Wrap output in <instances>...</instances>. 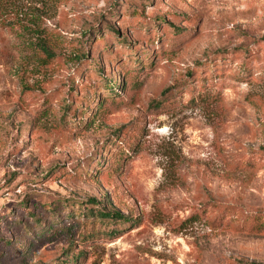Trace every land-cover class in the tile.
Masks as SVG:
<instances>
[{
    "label": "rangeland",
    "instance_id": "1",
    "mask_svg": "<svg viewBox=\"0 0 264 264\" xmlns=\"http://www.w3.org/2000/svg\"><path fill=\"white\" fill-rule=\"evenodd\" d=\"M0 264H264V0H0Z\"/></svg>",
    "mask_w": 264,
    "mask_h": 264
},
{
    "label": "trees",
    "instance_id": "2",
    "mask_svg": "<svg viewBox=\"0 0 264 264\" xmlns=\"http://www.w3.org/2000/svg\"><path fill=\"white\" fill-rule=\"evenodd\" d=\"M112 89H114V87H111L110 86V90H112ZM116 91V90H115ZM115 91H111L110 93H114ZM90 202H96L94 199H91L90 200ZM97 212V214H99L101 217H103V218H105V219H110V220H112V221H115V220H126V218L125 217H123L119 212H117V211H112V210H102V211H100V210H97L96 211ZM111 231H113V229L111 230Z\"/></svg>",
    "mask_w": 264,
    "mask_h": 264
}]
</instances>
